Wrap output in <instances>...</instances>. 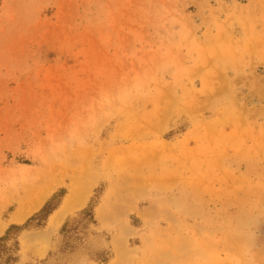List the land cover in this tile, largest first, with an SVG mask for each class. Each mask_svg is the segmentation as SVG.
Returning a JSON list of instances; mask_svg holds the SVG:
<instances>
[{
	"label": "rangeland",
	"instance_id": "374dc122",
	"mask_svg": "<svg viewBox=\"0 0 264 264\" xmlns=\"http://www.w3.org/2000/svg\"><path fill=\"white\" fill-rule=\"evenodd\" d=\"M59 190L17 264H264V0H0V237Z\"/></svg>",
	"mask_w": 264,
	"mask_h": 264
},
{
	"label": "trees",
	"instance_id": "16d2710c",
	"mask_svg": "<svg viewBox=\"0 0 264 264\" xmlns=\"http://www.w3.org/2000/svg\"><path fill=\"white\" fill-rule=\"evenodd\" d=\"M64 190L54 193L43 206L21 225H10L0 237V264H17L19 260V241L18 236L23 230L41 229L45 226L48 217L55 211L61 201ZM94 198L90 199L87 206L77 212L73 217L68 218L61 225L58 232V242L56 251L48 254L49 258H54L57 254L64 256L63 263L68 264L70 256L76 254L84 248L85 242L90 234H95L92 227L97 226L94 216ZM86 259L96 263H106L110 259L108 252L90 253L86 252ZM57 260L56 258H54ZM47 259L41 263L46 264Z\"/></svg>",
	"mask_w": 264,
	"mask_h": 264
},
{
	"label": "bare ground",
	"instance_id": "6f19581e",
	"mask_svg": "<svg viewBox=\"0 0 264 264\" xmlns=\"http://www.w3.org/2000/svg\"><path fill=\"white\" fill-rule=\"evenodd\" d=\"M42 196L43 195L40 194L38 197H36L31 202L28 209L35 208V206L38 205L40 199H42ZM86 198H87V191H85V190H82L80 192L76 191V193L71 194L68 197H66L64 199V202H62L61 205L59 206V208L53 214H51L50 219H49V223L51 225L58 224L61 221V219L65 213L80 207L82 204H84ZM23 212L24 211H20L18 213V216L20 217ZM119 253H120V255H119L120 258L111 264H120L121 263V260L123 258L122 250H120Z\"/></svg>",
	"mask_w": 264,
	"mask_h": 264
}]
</instances>
